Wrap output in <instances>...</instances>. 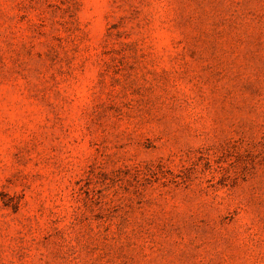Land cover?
Returning <instances> with one entry per match:
<instances>
[{
    "label": "rangeland",
    "instance_id": "1",
    "mask_svg": "<svg viewBox=\"0 0 264 264\" xmlns=\"http://www.w3.org/2000/svg\"><path fill=\"white\" fill-rule=\"evenodd\" d=\"M0 264H264V0H0Z\"/></svg>",
    "mask_w": 264,
    "mask_h": 264
}]
</instances>
